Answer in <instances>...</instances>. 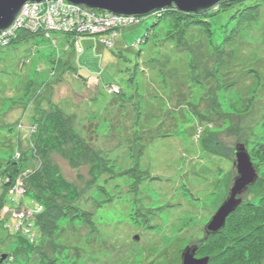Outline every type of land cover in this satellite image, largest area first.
Masks as SVG:
<instances>
[{
	"label": "rangeland",
	"instance_id": "obj_1",
	"mask_svg": "<svg viewBox=\"0 0 264 264\" xmlns=\"http://www.w3.org/2000/svg\"><path fill=\"white\" fill-rule=\"evenodd\" d=\"M252 2L220 7L177 45L170 20L153 25L158 11L108 29L80 11L81 32L34 29L22 12L26 26L0 45V264H180L193 246L209 264H257L264 225L244 204L264 203V0L246 21ZM56 106L65 127L51 122L35 142ZM237 143L258 177L226 229L207 235L236 175ZM10 158L21 164L5 189ZM52 203L69 212L57 223ZM40 214L48 228L31 235ZM228 244L234 252L221 255Z\"/></svg>",
	"mask_w": 264,
	"mask_h": 264
},
{
	"label": "water",
	"instance_id": "obj_2",
	"mask_svg": "<svg viewBox=\"0 0 264 264\" xmlns=\"http://www.w3.org/2000/svg\"><path fill=\"white\" fill-rule=\"evenodd\" d=\"M28 1L41 0H0V31L7 29L15 20L22 5ZM84 8L106 10L119 15L145 16L172 5L179 10L202 13L224 0H67ZM234 176L225 200L205 226L208 235L220 231L226 219L241 203V194L253 185L258 177L257 171L243 143H237L233 150ZM197 247H186L181 254L180 264H209V257H195ZM2 256L1 258H3Z\"/></svg>",
	"mask_w": 264,
	"mask_h": 264
},
{
	"label": "trees",
	"instance_id": "obj_3",
	"mask_svg": "<svg viewBox=\"0 0 264 264\" xmlns=\"http://www.w3.org/2000/svg\"><path fill=\"white\" fill-rule=\"evenodd\" d=\"M242 1L243 0H224V1L220 2L219 4H217L215 7H212L210 9L206 10V11H203L202 13H192V12L181 11L176 6L172 5L170 7L164 8L162 10H159L158 12L153 13L154 15H156V18H157V22H155L153 25H158L159 21L161 19L163 21L170 20V22L173 25H175V29L176 30L174 32H172V33H169L167 35V38L172 43L176 42L175 45H177V44H179L177 42H180L182 36L184 34H186L190 29L195 28V29H198V30L199 29H203L204 30L205 29L204 26L207 25V23L211 24L208 21V17L211 16L215 11H220V10H218L220 7L224 8V9H227V8H230V7L234 6V5H236V4H240ZM259 1L260 0H255V2H252L250 4H246L244 9H249V10L247 12L243 13L242 17L244 18V20L250 21L254 17L257 16L258 10H259V7H260V4H259L260 2ZM99 11H103V10H99ZM145 16H147V15H145ZM143 17L144 16H135V20H134V22L131 25L133 26L135 24L140 23V21L143 19ZM240 22H241V20L239 21V23ZM131 25H129V26H131ZM115 30H113V32ZM120 30L121 29L117 30V32L120 31ZM207 31L210 32V29L208 30V28H207ZM222 31L225 32V33L227 32V31H225L223 29H222ZM113 32H108L107 36H109ZM116 33L115 34L113 33L114 36L116 35ZM209 34L205 33V36L209 37L208 36ZM226 36L227 37L230 36V38H232V36L227 34V33H226ZM18 38H19V36H18ZM13 39H15V37ZM135 44H138V43L135 42ZM79 45H80V42H79ZM73 46L74 45H73V41H72V49H73ZM80 47H81V53H83L82 46L80 45ZM225 60H226L225 62L228 63V57ZM227 63H224V66H226ZM216 65L217 64H215L214 68H216ZM221 67H222V65L219 68H221ZM216 69H218V67ZM114 86H116V84L106 85L107 92L110 93V94H114L115 92H117L118 88L116 86V91H114V89H113ZM49 109H50V111L46 115L44 114V111H39L40 115H45V118H44V120H41V124L43 125V127L41 126V130L36 131L34 133L35 142L39 141V139L41 137V134H42L41 132H46L48 130L47 129L48 128L47 124L53 122L52 124H57L56 127H65V125H64L65 123L64 122L62 123V120L65 117V115H67V114L64 113L63 110H61L57 106L56 107H51ZM34 119H35L34 120L35 122L33 123V126H34V128H36L37 126H40V125H38L40 119L39 118H34ZM260 145H261V147L264 146L263 143L260 144ZM251 148H253V147L251 146ZM12 158L5 160V165L2 168V172H1V174H4L3 175L4 177L2 179V185L5 186V189H8L11 186V184H12L11 180L14 179V177L18 174L19 166L21 164L20 162H17L16 160H13ZM23 168H28V161H25V165H24ZM5 178H6V181H5ZM1 201H3V198H1ZM263 201H264V199H263ZM52 204H54V205L52 206L51 210H49L48 208H45V211H47L48 217H49L47 219H48V221H53V222L57 223V221L59 222V220L61 218H63L64 216H67L69 212H68L67 209L64 210L58 204H56V205H55V203H52ZM244 206L246 207V211H248V213L250 214V215L248 214L249 219H255L254 222L255 223H260L259 224L260 228L263 227L264 224H263V222H261L262 221L261 219L264 217V203H259V204L249 203V204H244ZM69 207L75 209L76 211L78 210V208H76L74 205L73 206H69ZM243 208H242V204L240 203L238 205V207L232 213H230L228 215V217L226 219L225 226L220 231H218L217 233H220V232L224 231L226 229V226L229 223V219L232 216H234L236 214V212H238L239 210H242ZM71 211H73V210H71ZM40 217H41V214L39 216H35L32 219V221L35 222L34 223L35 226L34 227L32 226L31 231H33V232H32L31 235H36L37 233L41 232L42 228H44V229L48 228V224L46 223V219L45 218L42 219ZM37 220H39V221H37ZM49 227H50V225H49ZM244 237L248 241H250L249 233L245 234ZM230 245L231 244H228L227 246L222 247V249H221V251L219 253H221V255L224 256L226 254L225 251L234 252V250H232L233 246H230ZM263 248H261L259 250V252L257 253L258 254L257 264H264V249ZM237 253L239 254V251ZM214 255H216V254H214ZM234 257H236V256H234ZM250 263L251 262H249V264Z\"/></svg>",
	"mask_w": 264,
	"mask_h": 264
},
{
	"label": "built area",
	"instance_id": "obj_4",
	"mask_svg": "<svg viewBox=\"0 0 264 264\" xmlns=\"http://www.w3.org/2000/svg\"><path fill=\"white\" fill-rule=\"evenodd\" d=\"M59 6L65 7L66 10L62 11L63 9ZM71 6L72 4H70L67 0H41L28 1L24 3L10 27L3 31H0V45L6 43L7 41H9V38H12L14 36L15 28L19 26H22V28H24L26 26V24L22 22V19L24 20L27 17L25 14H22L24 10L30 11L32 13L31 15H29V18L34 21V29H37L40 26H42L44 29H52L54 27L64 28L66 26L78 24L79 27L77 29V32L85 31L86 28L89 27V23H87V21H84L82 18H79L80 16H83L85 14H88L90 16V22L92 25H95L94 27L103 29L113 28L122 25L123 23V25L132 24L135 20V16H115L114 13L108 12L106 10H104V15L96 17L94 15H91L93 13L92 9L84 8L83 5L81 7L76 4L75 9H73ZM53 8L57 11V13L54 12ZM74 10H77V12L70 13ZM80 11H84L85 14L81 13ZM94 11L99 13L103 12L97 10ZM75 45L79 49L77 51L81 52L79 43L76 42Z\"/></svg>",
	"mask_w": 264,
	"mask_h": 264
}]
</instances>
